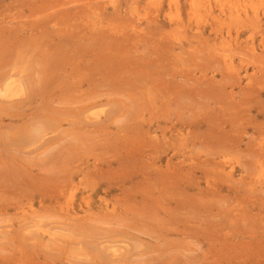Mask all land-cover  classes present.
I'll use <instances>...</instances> for the list:
<instances>
[{
	"label": "rangeland",
	"instance_id": "rangeland-1",
	"mask_svg": "<svg viewBox=\"0 0 264 264\" xmlns=\"http://www.w3.org/2000/svg\"><path fill=\"white\" fill-rule=\"evenodd\" d=\"M227 1L0 0V264H264V0Z\"/></svg>",
	"mask_w": 264,
	"mask_h": 264
},
{
	"label": "bare ground",
	"instance_id": "bare-ground-1",
	"mask_svg": "<svg viewBox=\"0 0 264 264\" xmlns=\"http://www.w3.org/2000/svg\"><path fill=\"white\" fill-rule=\"evenodd\" d=\"M208 1V0H207ZM218 1V0H217ZM220 1V0H219ZM227 1V0H226ZM232 1V0H231ZM216 2V1H215ZM228 2V1H227ZM234 3H235V1H234ZM224 7V6H223ZM226 7V6H225ZM231 7V6H230ZM230 9V8H229ZM194 10V9H193ZM209 10V9H208ZM226 10H227V7H226ZM195 11V10H194ZM232 12H233V10H232ZM208 13H210V12H208ZM233 15V14H232ZM220 19V18H219ZM255 25V24H254ZM229 61V60H228ZM259 161H261V160H259ZM261 164V163H260ZM262 165V164H261ZM261 167V166H260ZM263 174V173H262ZM262 176V175H261Z\"/></svg>",
	"mask_w": 264,
	"mask_h": 264
}]
</instances>
